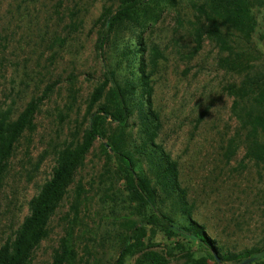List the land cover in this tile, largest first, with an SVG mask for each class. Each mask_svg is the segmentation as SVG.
<instances>
[{
  "label": "rangeland",
  "instance_id": "obj_1",
  "mask_svg": "<svg viewBox=\"0 0 264 264\" xmlns=\"http://www.w3.org/2000/svg\"><path fill=\"white\" fill-rule=\"evenodd\" d=\"M111 4L115 6L116 0H0V110L11 107L15 118L32 97L49 89L35 113V130L20 138L0 178V244L29 213V201L50 177L55 166L52 145L70 136L105 67L113 68L119 54L142 33L148 56L153 48L160 54L151 77L153 107L162 124L156 141L178 163L181 185L194 204V218L226 251L261 247L264 162L244 159L242 147L229 162L222 157L221 148L236 129L230 115L231 97L224 89L234 76L218 66L221 53L213 40L205 39L192 54L194 10L189 0L154 4L159 15L152 16L144 31L129 23L118 26L106 42L103 59L95 48L96 20ZM254 41L264 50L262 21ZM66 111L69 116L60 127L58 114ZM130 122L135 124L136 116ZM106 126L108 131L115 130L114 124ZM132 130L136 135V126ZM103 142L104 138H98L77 168L66 195L48 219V235L34 249L32 264H50L79 182L86 189L80 258L87 243L102 264L116 261L122 244L118 222L128 209L122 183L104 181L101 175ZM109 184L113 189L102 197ZM149 234L153 249L173 251L166 264H186L177 238H167L158 230ZM195 255L202 252L196 250ZM125 264H135V257H128Z\"/></svg>",
  "mask_w": 264,
  "mask_h": 264
},
{
  "label": "trees",
  "instance_id": "obj_2",
  "mask_svg": "<svg viewBox=\"0 0 264 264\" xmlns=\"http://www.w3.org/2000/svg\"><path fill=\"white\" fill-rule=\"evenodd\" d=\"M160 3L175 5L178 0H116L115 6H105L96 20L98 55L105 59L106 42L118 26L129 23L144 31L152 16L159 15L153 5ZM189 4L194 10L190 29L192 54L201 49L205 39L213 40L221 53L218 66L234 76L224 89L231 97L230 115L236 129L221 148L222 157L229 162L242 147L244 159L264 162V50L254 41V34L264 22V0H189ZM159 57L156 48L148 56L146 42L139 33L119 54L115 66L105 67L82 120L76 122L68 138L52 145L55 166L29 201V213L0 244V264H32L34 249L48 235L50 215L100 137L105 139L101 175L104 181L122 183L128 209L118 222L122 244L114 264H125L128 257H135V264H166L174 254L169 249L152 248L149 231L156 230L179 240L186 264H224L227 260L229 264H239L245 258H253L248 264H264V244L244 252L226 251L194 218V204L181 185L178 163L156 141L162 124L153 107L151 77ZM48 90L32 97L15 118L11 107L0 110V178L7 171L20 138L35 130V113ZM133 115L135 124L130 122ZM68 116L67 111L58 114L60 127ZM107 123L114 124L115 130L108 131ZM112 189L111 184L104 187L102 197H108ZM85 201L86 189L79 182L64 218V234L50 264H102L87 243L83 258L79 255ZM196 250L202 255H195Z\"/></svg>",
  "mask_w": 264,
  "mask_h": 264
},
{
  "label": "water",
  "instance_id": "obj_3",
  "mask_svg": "<svg viewBox=\"0 0 264 264\" xmlns=\"http://www.w3.org/2000/svg\"><path fill=\"white\" fill-rule=\"evenodd\" d=\"M252 261H253V258H245L244 260L239 262V264H248V263H250Z\"/></svg>",
  "mask_w": 264,
  "mask_h": 264
}]
</instances>
